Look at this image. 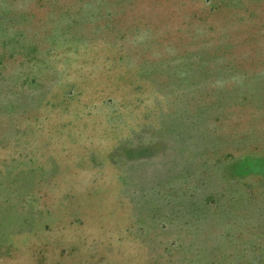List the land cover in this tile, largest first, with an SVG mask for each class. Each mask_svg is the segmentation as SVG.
I'll use <instances>...</instances> for the list:
<instances>
[{
  "label": "rangeland",
  "instance_id": "374dc122",
  "mask_svg": "<svg viewBox=\"0 0 264 264\" xmlns=\"http://www.w3.org/2000/svg\"><path fill=\"white\" fill-rule=\"evenodd\" d=\"M0 264H264V0H0Z\"/></svg>",
  "mask_w": 264,
  "mask_h": 264
}]
</instances>
